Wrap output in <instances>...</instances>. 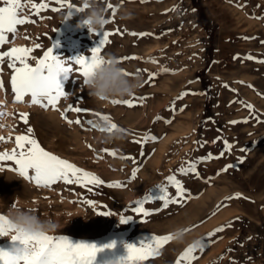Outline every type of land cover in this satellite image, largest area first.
I'll return each instance as SVG.
<instances>
[{
    "label": "rangeland",
    "instance_id": "374dc122",
    "mask_svg": "<svg viewBox=\"0 0 264 264\" xmlns=\"http://www.w3.org/2000/svg\"><path fill=\"white\" fill-rule=\"evenodd\" d=\"M47 2L48 9L39 15H33L30 4L24 8V16L35 22L18 25L17 34H9V43L0 50L31 47L33 66L52 45H56L53 54L64 61L90 56L101 34L76 27L82 13L73 9L67 18V9L52 12L51 8L58 5L52 0ZM71 2L83 7V0ZM101 2L112 21L101 31L118 32L102 55L139 58L121 63L129 73L139 72L141 80L136 93L124 100L146 99L134 100L133 108L113 105L112 100L97 102L88 95L82 78L74 73L67 80L59 77L68 96L61 98L59 110L32 106L30 97L15 103L10 83L12 70L5 60L0 65V111L6 113L0 119V137L8 142L0 141V153L15 149V137L26 134L27 127H31L45 150L93 173L105 184L93 187L91 192L63 182L51 189L41 188L8 170L14 167L11 161H3L0 179L15 190L7 199H2L0 192V212L16 203L51 218L59 224L55 235L67 237L73 245L101 247L115 241V248L99 253L94 264H106L115 258L122 262L127 255L125 245L139 246L152 235H167L178 226L190 229L189 241L224 228L211 239L203 254L197 250L199 259L193 264H264V63L257 62L264 61V0ZM117 5L131 11L132 17L121 19L118 13L113 16ZM131 32L147 35L133 37ZM37 43L40 48L35 47ZM249 56L253 59H247ZM151 59L156 62H147ZM162 69L167 72L162 73ZM148 73L155 74L151 82ZM185 92L189 94L180 99ZM246 104L253 105L259 120L250 115ZM69 105L108 115L113 123L128 130L126 138L104 144L90 125L68 124L61 112H66ZM21 113L29 114L28 125L21 120ZM95 117L67 113V119L73 121ZM145 134L155 135L157 140L134 142ZM225 140L234 146L233 150L221 158L207 159L209 154L219 156ZM105 150L116 156L107 155ZM123 156L135 159H121ZM241 159L243 163L238 162ZM194 161L198 177L179 171ZM229 164L234 167L222 171ZM136 167L140 171L131 180ZM170 175L184 185L190 198L182 206L173 204L167 209L162 208V202H151L146 208L154 214L136 217L131 212L134 202L150 190L152 196H157L155 187L166 185ZM115 182L125 187H107ZM166 186L170 194L175 192L174 186ZM237 195L240 198L229 199ZM88 199L95 202L94 208L82 202ZM99 211L117 215L98 216ZM122 214L133 215V220L121 224ZM14 246L0 238V249L11 250ZM185 249V244L171 241L142 264H175Z\"/></svg>",
    "mask_w": 264,
    "mask_h": 264
},
{
    "label": "snow or ice",
    "instance_id": "6c2138e0",
    "mask_svg": "<svg viewBox=\"0 0 264 264\" xmlns=\"http://www.w3.org/2000/svg\"><path fill=\"white\" fill-rule=\"evenodd\" d=\"M3 6H0V49L9 43V34L15 36L17 34V26L26 23H34V20H29L24 16V8L30 4L33 15H39L41 12L48 9V2L40 3L39 0L33 2V0H0ZM52 2L58 7H52V12H58L63 9H67V18H70L71 11L74 9L76 12H82V7L75 6L71 0H52ZM145 2V0H141ZM112 8V5H108ZM175 11V9H172ZM113 16L115 15V10H112ZM112 21L109 20L108 23ZM95 34H101L102 38L99 44L91 49V55L88 57L78 56L72 62L64 61L53 54V49L56 45L48 47L44 51L42 58H39L35 62V66L30 63L33 59L32 53L34 49L31 47H12L7 51L0 50V65L5 63L7 60V67L12 70L11 75V91L14 94V102L21 103L24 101L25 97L31 98L32 106H39L42 109L48 110H59L57 108L58 103L61 98H67L59 77L63 76L65 80L68 79L70 74L78 75L82 78L83 84H86L89 75L92 70L103 63L101 59L102 52L106 45L111 43V37L118 34V32L111 31H99L93 32ZM133 37L139 36L144 37L146 33H129ZM36 48H40L41 45L37 43ZM139 59L135 56L124 57L119 59L122 63L124 60H136ZM247 59H253L251 56ZM147 62L155 63L154 59ZM264 63V61H257ZM75 66V68H74ZM2 70V69H0ZM167 72V69H162V73ZM129 74V73H125ZM139 74V72H137ZM149 82L155 78L154 73H148ZM226 86V85H225ZM227 87V86H226ZM251 87V86H249ZM3 88V82L0 81V89ZM188 92L182 93L180 99L183 96L188 95ZM136 99H146L145 97H133V99L128 100H112L113 105L123 104L128 108H133L136 106L134 100ZM243 103V102H241ZM245 107L249 110L250 115L259 120V117L255 114V109L253 105L246 104ZM174 110V109H173ZM183 111V109H181ZM75 112L78 115H93L100 116L99 113L91 112L89 113L87 109L75 107L74 105H69L66 112H61V117L66 120L68 124L86 123L94 128L93 121L91 119L83 121L77 119L75 121L67 119V113ZM6 113L0 111V119L4 118ZM29 114L21 113V120L25 125H28ZM105 120H111L108 115L101 117ZM247 123V121H244ZM170 123V121H169ZM237 123L236 121L232 122ZM112 128H116V124H112ZM157 137L155 135L145 134L141 140L134 141L135 143L146 144L149 141H156ZM0 141L8 142L0 137ZM16 148L10 153L3 152L0 153V162L11 161L14 165L13 168L8 170L14 171L20 177L28 182L34 183L35 186L41 188L51 189L58 182H63L66 185H76L81 188H87L89 192L92 191L93 187H100L105 184V182L98 176L94 175L89 171L70 163L66 159H62L57 155L45 150L33 136V129L27 127L26 134L18 135L15 137ZM233 145L227 140L224 141V150L217 157H212L209 154L207 159L221 158L223 155L230 153L233 150ZM242 151H247V149H242ZM107 155L116 156L115 152H109L105 150ZM99 158V157H98ZM121 159H131L134 161V157L123 156ZM239 163H243V160H239ZM197 162H191L187 164V169L181 167L179 171L182 174H187L191 172L197 177L199 172L197 171ZM234 165L229 164L225 166L222 170L227 172L228 169L233 168ZM140 171L139 167H136L132 171L131 180H135L137 173ZM131 182V181H129ZM166 185L174 186L175 192L170 194L169 188ZM166 185H157L155 189L158 190L157 196L151 195V190L142 199L134 202L131 206V212L135 214L136 217H150L153 212L147 210L146 205L158 201L162 202L161 206L163 209H167L170 205L180 204L183 205L185 199L190 198V194L185 189L184 185L180 183L175 175H170L167 177ZM107 187L114 189H123L125 186L120 182H115L107 184ZM240 198L239 195L236 197H230L229 199ZM89 207H95V202L91 199L82 201ZM103 207V206H102ZM98 216H113L117 213L112 211H99L96 213ZM133 220V215H120L119 221L121 224L128 223ZM7 221L3 215H0V236L7 235L10 229L6 230ZM230 226V225H229ZM190 231V229H188ZM224 228L220 227L215 230V232L209 233L206 238H202L201 247L199 252L203 254L205 250L210 247V241L218 233L223 232ZM170 235H152L148 241L141 242L139 246L127 244L125 245L127 250V255L122 259L121 264H142L143 261L149 259L150 257L159 254L160 249L164 245L172 241ZM13 240H19L27 248L36 249L35 253L30 256H15L11 255L8 251L0 249V264H94L95 256L98 251L97 246L94 244L78 243L73 245L70 240L63 235L55 236H42L35 240H21L20 237L14 236ZM197 249L195 247L186 248L182 254L176 259L175 264H193V261L199 259L195 253ZM222 259V258H221Z\"/></svg>",
    "mask_w": 264,
    "mask_h": 264
},
{
    "label": "clouds",
    "instance_id": "9594fccd",
    "mask_svg": "<svg viewBox=\"0 0 264 264\" xmlns=\"http://www.w3.org/2000/svg\"><path fill=\"white\" fill-rule=\"evenodd\" d=\"M83 11L80 12L81 19L76 27L78 29L87 28L91 32H99L108 24L109 18L101 0H83ZM115 13L120 14L121 19H130L132 12L124 9L122 5L114 7ZM103 63L96 66L89 75L86 84L88 95L97 102H107L110 100H121L133 96L141 86V80L138 74L129 73L119 62V58L112 55L101 57ZM129 73V74H125ZM96 116L92 121L94 129L99 133L101 143L110 144L115 141H122L126 138L128 130L117 125L112 128V120H105ZM7 221V235L0 238L7 239L14 243V247L8 251L15 256H32L36 249L27 248L19 240L14 241L13 237L18 236L21 240H35L42 236H54L59 230V224L51 218L41 217L31 209L24 208L16 203L9 205L0 212ZM167 235H170L172 241L177 244H185L186 248L195 247L197 250L201 247L202 238L194 237L188 240L189 231L186 227L178 226L173 228ZM116 242L112 241L101 247H97L99 253L105 250H113ZM106 264H121L120 258L109 259Z\"/></svg>",
    "mask_w": 264,
    "mask_h": 264
},
{
    "label": "bare ground",
    "instance_id": "6f19581e",
    "mask_svg": "<svg viewBox=\"0 0 264 264\" xmlns=\"http://www.w3.org/2000/svg\"><path fill=\"white\" fill-rule=\"evenodd\" d=\"M5 180L7 181V179ZM6 184L7 183L4 181V179H0V192L2 193V199H7L8 195L12 194V192L15 190L14 187H10Z\"/></svg>",
    "mask_w": 264,
    "mask_h": 264
}]
</instances>
